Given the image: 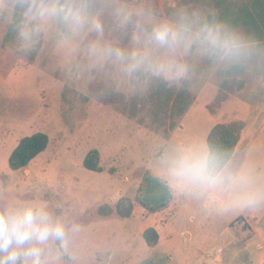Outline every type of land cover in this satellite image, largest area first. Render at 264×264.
I'll return each instance as SVG.
<instances>
[{"label":"rangeland","instance_id":"rangeland-1","mask_svg":"<svg viewBox=\"0 0 264 264\" xmlns=\"http://www.w3.org/2000/svg\"><path fill=\"white\" fill-rule=\"evenodd\" d=\"M118 2L156 15L127 26L102 17V37L82 32L64 43L58 28L49 25L31 51L20 48L10 22L0 19V203L44 202L66 225L78 226L69 232L68 249L56 255L54 264H139L146 258L177 264L169 248L147 249L133 220L115 212L96 213L98 205H113L119 196L133 198L140 176L168 142L206 138L215 123H240L247 137L233 152L264 173V74L213 72L193 61L192 79L181 89L156 78L134 85L115 66H93L85 47L100 40L139 48L142 28L185 10L215 15L264 43V0ZM178 107L185 109L179 113ZM34 132L47 135L45 149L25 168L10 170V151ZM91 148L98 151L101 171L82 166ZM169 216L162 212L155 218L166 222ZM230 229L236 246L227 264H244L250 258L245 240L264 232V210L252 218L232 219Z\"/></svg>","mask_w":264,"mask_h":264},{"label":"clouds","instance_id":"clouds-1","mask_svg":"<svg viewBox=\"0 0 264 264\" xmlns=\"http://www.w3.org/2000/svg\"><path fill=\"white\" fill-rule=\"evenodd\" d=\"M145 15L156 13L136 12L118 0H0V19L10 22L25 51L35 48L49 25L58 28L64 43L82 32L102 37V17L127 26ZM141 30L144 43L136 49L88 41L92 65L115 66L134 85L156 78L177 89L191 81L193 61L213 72L264 74V43L215 15L180 11ZM212 138L209 132L204 140L166 143L152 161L153 178L172 195L209 212L264 210V173ZM77 230L44 202L0 203V264H54L56 255L68 249L69 232Z\"/></svg>","mask_w":264,"mask_h":264},{"label":"crops","instance_id":"crops-1","mask_svg":"<svg viewBox=\"0 0 264 264\" xmlns=\"http://www.w3.org/2000/svg\"><path fill=\"white\" fill-rule=\"evenodd\" d=\"M246 133L247 128L244 127L239 134L237 144L247 137ZM199 139L204 140L205 137L201 136ZM147 169L153 174L152 166ZM162 212L170 214L166 222H160L155 218ZM133 213H137V216L142 219L135 221L134 217L137 216H134ZM261 213L262 210L254 214L249 212L218 214L206 211L182 196L172 195L168 205L154 213H148L134 202L131 215L126 219L134 221V226L140 236L147 227L154 228L158 235L157 245L169 248L170 253L174 252L173 261L177 264H227L230 263V251L236 246L235 240L230 239L232 235L230 221L240 215L252 218V216H259ZM144 245L150 249L145 243ZM245 245H248L250 258L244 259L243 263L264 264V232L252 234L251 238L245 240ZM218 248L222 250L220 254L212 255V251ZM204 252H209L211 255L204 256ZM171 255L173 257V254Z\"/></svg>","mask_w":264,"mask_h":264},{"label":"trees","instance_id":"trees-1","mask_svg":"<svg viewBox=\"0 0 264 264\" xmlns=\"http://www.w3.org/2000/svg\"><path fill=\"white\" fill-rule=\"evenodd\" d=\"M184 109L185 107H178L179 113L181 111L183 112ZM242 127L243 124L240 123H215L211 126L208 133H213L212 142L214 144L234 151ZM208 133L206 138L208 137ZM47 143V135L43 132H34L21 137L8 155V168L12 171L25 168L38 153L45 149ZM82 166L90 171H101L99 154L96 148H91L84 154ZM171 199L172 194L153 178L152 173L146 170L140 176L139 184L133 198L123 195L113 205L107 203L100 204L96 208V213L99 216H108L115 212L119 217L127 218L131 215L134 202L144 208L148 213H154L164 209ZM141 236L147 247H156L158 235L154 228L147 227L143 230ZM159 263L163 264V261ZM139 264L154 263L151 259L146 258L140 261Z\"/></svg>","mask_w":264,"mask_h":264}]
</instances>
